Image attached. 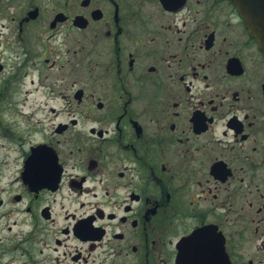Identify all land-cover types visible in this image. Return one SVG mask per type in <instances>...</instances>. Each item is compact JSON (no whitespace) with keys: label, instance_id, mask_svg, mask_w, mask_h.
Masks as SVG:
<instances>
[{"label":"flooded vegetation","instance_id":"af4514ba","mask_svg":"<svg viewBox=\"0 0 264 264\" xmlns=\"http://www.w3.org/2000/svg\"><path fill=\"white\" fill-rule=\"evenodd\" d=\"M2 94L0 264H264V53L232 0H0Z\"/></svg>","mask_w":264,"mask_h":264},{"label":"water","instance_id":"95a60500","mask_svg":"<svg viewBox=\"0 0 264 264\" xmlns=\"http://www.w3.org/2000/svg\"><path fill=\"white\" fill-rule=\"evenodd\" d=\"M240 14L264 51V0H233Z\"/></svg>","mask_w":264,"mask_h":264},{"label":"rangeland","instance_id":"374dc122","mask_svg":"<svg viewBox=\"0 0 264 264\" xmlns=\"http://www.w3.org/2000/svg\"><path fill=\"white\" fill-rule=\"evenodd\" d=\"M6 96V94H2V95H0V97L1 98H4ZM13 97H15V94L14 93H12L11 94V98H4L6 101L7 100H10V101H12V98ZM14 100V99H13ZM5 107H6V105H5ZM13 126H14V129H12L11 131H13V132H16V130L17 131H20V132H22V130H20V129H18L17 128V125H15V124H13ZM11 129V128H10ZM22 129H23V126H22ZM3 130L2 129H0V133L2 132ZM18 135L19 136H23V144H22V149L23 150H25V148H27L28 147V145H29V143H30V137H29V134H26V135H23V133H18ZM0 142H1V138H0ZM9 146V144L7 143V147ZM11 146V145H10ZM12 147V146H11ZM18 149V145H15V147L13 148L12 147V152H21V151H19V150H17ZM0 152H3V151H1V149H0ZM5 172V174H9L8 173V170H5L4 171ZM5 181V180H4Z\"/></svg>","mask_w":264,"mask_h":264},{"label":"snow or ice","instance_id":"6c2138e0","mask_svg":"<svg viewBox=\"0 0 264 264\" xmlns=\"http://www.w3.org/2000/svg\"><path fill=\"white\" fill-rule=\"evenodd\" d=\"M198 238L197 234H194L190 239L186 242L187 244H190L191 242L195 241Z\"/></svg>","mask_w":264,"mask_h":264}]
</instances>
